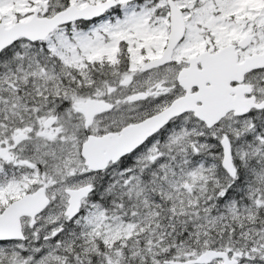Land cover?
Segmentation results:
<instances>
[{
    "label": "snow or ice",
    "instance_id": "1",
    "mask_svg": "<svg viewBox=\"0 0 264 264\" xmlns=\"http://www.w3.org/2000/svg\"><path fill=\"white\" fill-rule=\"evenodd\" d=\"M0 264H264V0H0Z\"/></svg>",
    "mask_w": 264,
    "mask_h": 264
}]
</instances>
